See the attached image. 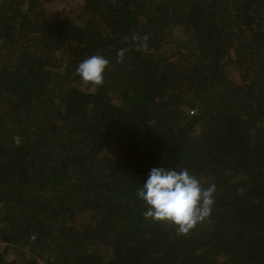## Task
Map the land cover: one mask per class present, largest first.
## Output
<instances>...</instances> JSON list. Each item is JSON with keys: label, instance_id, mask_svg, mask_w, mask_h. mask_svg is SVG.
I'll use <instances>...</instances> for the list:
<instances>
[{"label": "trees", "instance_id": "trees-1", "mask_svg": "<svg viewBox=\"0 0 264 264\" xmlns=\"http://www.w3.org/2000/svg\"><path fill=\"white\" fill-rule=\"evenodd\" d=\"M159 166L215 186L187 234ZM0 264H264V0H0Z\"/></svg>", "mask_w": 264, "mask_h": 264}, {"label": "clouds", "instance_id": "clouds-1", "mask_svg": "<svg viewBox=\"0 0 264 264\" xmlns=\"http://www.w3.org/2000/svg\"><path fill=\"white\" fill-rule=\"evenodd\" d=\"M147 39L145 36L143 42L137 44V48L145 47ZM125 51L118 50V62L123 60ZM108 65V59L94 54L78 64L76 73L85 84L99 87L104 82ZM13 139L15 143H20L19 137ZM214 192V185L203 187L187 168L159 166L149 170L141 187L137 189V196L147 205L143 213L145 219L174 224L179 234H187L210 216Z\"/></svg>", "mask_w": 264, "mask_h": 264}, {"label": "rangeland", "instance_id": "rangeland-1", "mask_svg": "<svg viewBox=\"0 0 264 264\" xmlns=\"http://www.w3.org/2000/svg\"><path fill=\"white\" fill-rule=\"evenodd\" d=\"M78 2L80 3L81 2V0H72V3H75L76 5H78ZM77 7V6H76ZM73 10H75V7H74V9Z\"/></svg>", "mask_w": 264, "mask_h": 264}]
</instances>
